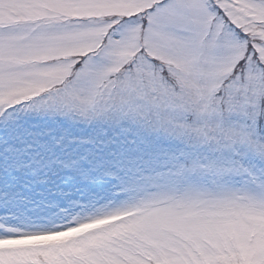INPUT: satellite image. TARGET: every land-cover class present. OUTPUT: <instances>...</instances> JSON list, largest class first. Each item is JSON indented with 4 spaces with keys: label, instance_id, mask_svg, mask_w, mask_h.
I'll list each match as a JSON object with an SVG mask.
<instances>
[{
    "label": "snow or ice",
    "instance_id": "snow-or-ice-1",
    "mask_svg": "<svg viewBox=\"0 0 264 264\" xmlns=\"http://www.w3.org/2000/svg\"><path fill=\"white\" fill-rule=\"evenodd\" d=\"M0 264H264V0H0Z\"/></svg>",
    "mask_w": 264,
    "mask_h": 264
},
{
    "label": "rangeland",
    "instance_id": "rangeland-1",
    "mask_svg": "<svg viewBox=\"0 0 264 264\" xmlns=\"http://www.w3.org/2000/svg\"><path fill=\"white\" fill-rule=\"evenodd\" d=\"M71 235H73V233H65V234H62V237L71 236ZM62 237H53L51 239H59V238H62Z\"/></svg>",
    "mask_w": 264,
    "mask_h": 264
}]
</instances>
